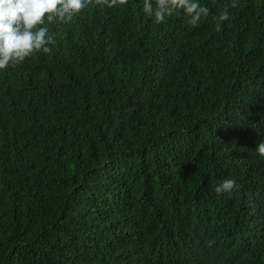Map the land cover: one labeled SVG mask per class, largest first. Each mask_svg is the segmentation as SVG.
Returning a JSON list of instances; mask_svg holds the SVG:
<instances>
[{"label": "trees", "instance_id": "1", "mask_svg": "<svg viewBox=\"0 0 264 264\" xmlns=\"http://www.w3.org/2000/svg\"><path fill=\"white\" fill-rule=\"evenodd\" d=\"M199 3L92 0L0 71V264H264V0Z\"/></svg>", "mask_w": 264, "mask_h": 264}, {"label": "clouds", "instance_id": "2", "mask_svg": "<svg viewBox=\"0 0 264 264\" xmlns=\"http://www.w3.org/2000/svg\"><path fill=\"white\" fill-rule=\"evenodd\" d=\"M101 2L111 8L124 5L127 0ZM91 3L92 0H0V71L23 63L34 53H50L49 45L54 44V39L43 26L45 20L68 23ZM143 11L157 24L182 13L193 27L209 14V9L201 6L199 0H144ZM228 19L227 12H222L217 18V27ZM256 152L264 157V142L257 145ZM234 187V179H225L215 191L231 192Z\"/></svg>", "mask_w": 264, "mask_h": 264}]
</instances>
